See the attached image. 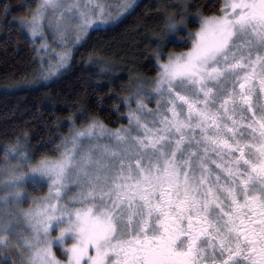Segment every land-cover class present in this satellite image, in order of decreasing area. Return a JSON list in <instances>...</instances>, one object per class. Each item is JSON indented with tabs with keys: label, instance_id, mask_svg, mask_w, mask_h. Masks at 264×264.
Segmentation results:
<instances>
[{
	"label": "snow or ice",
	"instance_id": "1",
	"mask_svg": "<svg viewBox=\"0 0 264 264\" xmlns=\"http://www.w3.org/2000/svg\"><path fill=\"white\" fill-rule=\"evenodd\" d=\"M135 4L39 0L19 28L45 41L59 70L97 22ZM197 16L191 47L166 59L156 51L154 87L137 82L125 99L127 127L109 131L98 119L71 127L59 155L34 166L26 151L4 152L5 165L17 160L30 174L4 169L0 250L21 253L19 264H264V0H222L219 14ZM183 24V15L169 18L167 31ZM46 30L63 42L59 51ZM51 68L42 79L57 74ZM35 177L48 195L23 209Z\"/></svg>",
	"mask_w": 264,
	"mask_h": 264
},
{
	"label": "trees",
	"instance_id": "2",
	"mask_svg": "<svg viewBox=\"0 0 264 264\" xmlns=\"http://www.w3.org/2000/svg\"><path fill=\"white\" fill-rule=\"evenodd\" d=\"M137 1L118 22L89 31L73 49L69 66L57 70L52 65L57 74L44 80L41 69L48 71L49 62L19 28L38 1L0 0V9L9 8L6 14L0 11V166L5 165L4 152L13 149L26 151L32 165L43 157L56 158L57 146L70 137L69 129L82 128L91 119L110 129L126 125L124 101L139 79L157 75L156 51L163 57L186 52L197 13L219 14L222 3ZM182 15L187 29L168 32L169 18L179 23ZM27 187L38 198L47 194L46 186ZM4 253L0 250V264H5ZM14 260L7 256V264Z\"/></svg>",
	"mask_w": 264,
	"mask_h": 264
},
{
	"label": "rangeland",
	"instance_id": "3",
	"mask_svg": "<svg viewBox=\"0 0 264 264\" xmlns=\"http://www.w3.org/2000/svg\"><path fill=\"white\" fill-rule=\"evenodd\" d=\"M38 2H39V0H37ZM138 1L136 0V3H137ZM136 5V4H135ZM52 15V13H49V16H51ZM125 16V15H124ZM123 16V17H124ZM122 18V17H121ZM120 18V19H121ZM119 19V20H120ZM119 20H117V21H115V22H109V23H101V22H97L89 31H91V30H94V29H96V28H103V27H106V26H108V25H110V24H114V23H116V22H118ZM195 24H196V29L193 31V32H191V33H195L198 29H199V17H197V18H195ZM186 25V26H185ZM179 28H182L181 30H185V29H187V23L184 21V24L183 25H179L178 26ZM189 34L190 33H188V36H189ZM45 35H46V43H47V45L49 46V48L50 49H55V50H57V51H59L60 50V47H61V45L63 44V42L62 41H59V40H57V39H54V37H53V33H52V31H48V30H46V33H45ZM85 38V37H84ZM83 38V39H84ZM74 39H75V34L73 33L70 37H69V40H72V41H74ZM82 39V40H83ZM82 40H81V42H82ZM45 41H42L40 38H37L36 39V41L34 42V44L36 45V47H37V49H41V51H39V54H40V56L42 57V56H45V58H46V60L49 62V64H51V65H53V68H56L55 67V64H56V61L54 60V59H51V52L50 51H44V50H42V48H41V45H42V43H44ZM80 42V43H81ZM79 43V44H80ZM79 44H73L72 45V51H73V49L76 47V46H78ZM190 47H191V42H190ZM177 54H179V53H177ZM168 56V55H167ZM167 56L166 57H164L165 59L167 58ZM157 68H158V64H157ZM57 69V68H56ZM157 76V75H156ZM156 76L154 77V78H142V79H139L137 82H140V81H143V82H145L144 83V87H145V89L146 90H150L152 87H154V82H155V78H156ZM137 82H136V84H135V86L133 85V87H132V89H130V94H129V96H128V98L129 97H131V96H133V94L135 93V91H136V85H137ZM154 95V94H153ZM146 103L148 104V107L149 108H151V109H153V110H155L156 109V103H155V100H150V101H146ZM131 109L132 110H135V108H136V104H135V101L133 100L132 102H131ZM127 108V113H126V116H125V119H126V125H124L123 127H127L128 126V112H129V106H127L126 107ZM109 131H115L116 129H110V128H108V127H106ZM121 128V127H120ZM118 129V128H117ZM102 142H107L106 140L105 141H102ZM29 163L31 164V162L29 161ZM34 166V165H33ZM5 168H8V169H15V171L17 172V174H24V175H29L30 174V168H29V166H28V164H20L19 166H17V160H11L10 161V163L9 164H7V165H3V166H0V181H4V180H6L7 178H8V172H6V171H4V169ZM35 179H36V183H32L31 181H29L28 183H26L25 185H24V188H23V191H24V193H25V195H26V197H27V199H25L24 200V202L20 205V207L21 208H23V209H28L29 207H31V206H33L32 205V201L33 200H40L41 198H43V197H46L47 195H48V182H46V181H44V180H41V178H39V177H35ZM28 185H31L32 187H36L37 189L41 186V185H43V186H46L47 187V194L45 195V196H43V197H40V198H38V197H36V195L32 192L33 190H29L28 189ZM3 190V187H2V184H0V191H2ZM74 191V190H73ZM73 194V192L72 191H70V192H68L67 193V195L65 196V199H67L68 197H70L71 195ZM0 219H4V217H3V215L2 214H0ZM22 227V226H21ZM58 234V230L57 231H54L53 233H52V235H53V237H55L56 235ZM19 237H18V235L16 234V233H13V240L15 241L16 239H18ZM71 245V241L69 240L68 241V245L67 246H70ZM6 253H9L10 252V254H9V258H14L17 262H18V264H19V262H20V260L22 259V254L21 253H19V252H16V251H12V250H4ZM57 252V255H58V257L59 258H61V259H64V257H63V255L61 254V252H60V250H58V251H56Z\"/></svg>",
	"mask_w": 264,
	"mask_h": 264
}]
</instances>
